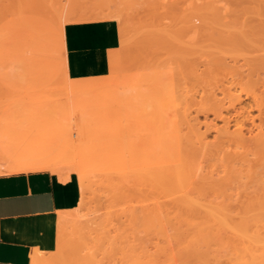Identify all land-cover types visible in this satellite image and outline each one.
<instances>
[{"label": "rangeland", "instance_id": "374dc122", "mask_svg": "<svg viewBox=\"0 0 264 264\" xmlns=\"http://www.w3.org/2000/svg\"><path fill=\"white\" fill-rule=\"evenodd\" d=\"M47 1L0 0V148L10 152L9 159H22L37 152L49 155L67 169L75 167L85 176L89 185L86 199L67 226L80 216L81 220H89L85 227L97 239L89 250L98 258L93 257V264L94 260L96 264H150L146 259L150 250L147 236L150 230L146 227L149 218L144 214L147 209L151 212L153 207H149L153 205L148 200L141 173L162 159L171 146L166 129H161L170 105L167 99L174 97L177 101L183 91L193 92L189 89L192 88L189 81L193 83V80L185 77L188 63L175 52L180 51L175 43L178 47L187 45L189 40L182 43L189 37H183L184 28L197 12L214 8L227 11L226 30L234 32L227 37V31L223 33L225 37L219 41L224 45L218 43L221 49L217 46V52L225 58L235 57L238 61L230 64L235 62L234 65L245 71L243 78L235 81L228 75L223 85L245 104L246 9L254 4L252 0ZM52 1H56L55 8L50 5ZM260 8L263 9L261 5ZM193 21L196 26L202 25L199 19ZM69 23L90 24L96 44L116 42L117 48L106 57L107 74L78 81L69 78L62 35L64 25ZM237 28L239 33L235 31ZM205 33L210 31L202 29L199 39L193 38V43L196 39L195 44L211 43L208 39L202 42L206 40ZM85 63L82 71L102 70V64L96 59ZM203 66L199 68L202 70ZM194 84L201 90L202 83ZM232 98L224 99L221 105L228 109L231 103H236ZM192 107L193 111L195 106ZM80 111L88 115L84 127L78 126ZM198 117L203 127V116ZM212 117L208 114L209 119ZM214 122L221 124L219 120ZM213 132H207L208 139L212 140ZM0 162L3 161L0 159ZM128 169L138 173V191L123 187L125 179L124 185L120 184L123 177L120 172L124 175ZM119 185L132 193L124 189L125 193ZM56 260L53 253L45 252L44 264H54Z\"/></svg>", "mask_w": 264, "mask_h": 264}, {"label": "bare ground", "instance_id": "6f19581e", "mask_svg": "<svg viewBox=\"0 0 264 264\" xmlns=\"http://www.w3.org/2000/svg\"><path fill=\"white\" fill-rule=\"evenodd\" d=\"M53 2L50 5L56 3ZM252 3L253 7L246 9L245 104L239 96L232 95L230 88L223 85L228 75L231 81H235L243 78L245 71L240 70L241 66L234 65L237 60L235 57H229L230 60L217 52L224 45L219 40L225 37L223 33L228 28L225 21L229 16L227 11L214 8L209 12H197L193 18L190 17L188 26L184 28L186 34L183 37H189L180 40L184 44L187 40L190 42L187 41L184 47H178L175 43L180 51L176 50V46L174 51L179 52L178 55L188 63L189 70L185 77L193 80V83L189 81L191 85L202 83L203 86L198 90L195 84V87L189 85L193 92L183 91L185 93L177 97L178 102L174 97L173 101L171 97L167 99L170 105L167 103L169 108L163 112L161 129H166L171 146L168 153L160 157L162 159L153 162L141 173L150 197L148 200L153 205L149 207H153L152 211L147 209L144 214L145 218H149L146 221H149V224L146 223L149 226H145L150 230L149 235L147 233L150 250L146 254L150 264H264V0H252ZM194 18L201 20L202 25L196 26ZM205 28L210 34L205 33L203 38L206 40L202 42L211 40L207 44L213 48L207 44H195L199 39L197 36ZM237 29L235 31H240V28ZM226 33V37L231 34L228 31ZM193 38H197L194 43ZM204 49L210 50L205 52ZM203 50L206 56L200 60L205 55ZM181 52L187 54L183 53V56ZM187 55H191V58H186ZM231 61H235L233 65ZM200 65H204V70L199 68ZM186 84L188 86V82ZM218 94L222 98H218ZM229 98L236 103H231L226 109L221 102ZM189 105L195 106L193 111ZM208 114L213 117L209 119ZM199 115L203 116V127ZM214 120H219L221 124L218 126ZM210 130L214 131L213 137L209 135L212 140L207 135ZM9 153L4 147L0 148V159L3 161L0 162V175L48 171L59 181H76L74 185L79 192L76 205L58 214L56 246L50 252L57 259L54 264H93V257L95 260L98 258L89 252L91 243L96 239L88 232L89 228L85 227L89 220H81L80 216L67 226L72 214L77 213L86 199L89 185L85 176L75 167L67 169L49 155L37 152L22 159H9ZM120 173L123 176L120 177V184H125L123 187H127V190L132 187V192L138 191V173L130 169L124 175L123 171ZM129 183L130 186L126 185ZM123 187L120 189L124 190ZM128 194L127 197L130 196ZM44 254L33 253L32 264H44Z\"/></svg>", "mask_w": 264, "mask_h": 264}, {"label": "crops", "instance_id": "0c3cea01", "mask_svg": "<svg viewBox=\"0 0 264 264\" xmlns=\"http://www.w3.org/2000/svg\"><path fill=\"white\" fill-rule=\"evenodd\" d=\"M62 35L71 80L107 74L106 57L117 48L116 42L96 44L88 23L66 24ZM90 59L101 63L102 70L82 71ZM87 119L88 115L80 111L78 126L84 127ZM78 195L73 181H59L48 171L1 174L0 264H32L33 253L52 251L58 214L72 209Z\"/></svg>", "mask_w": 264, "mask_h": 264}]
</instances>
